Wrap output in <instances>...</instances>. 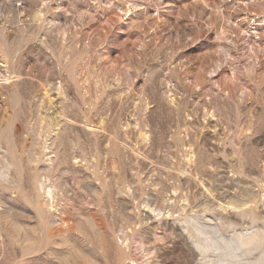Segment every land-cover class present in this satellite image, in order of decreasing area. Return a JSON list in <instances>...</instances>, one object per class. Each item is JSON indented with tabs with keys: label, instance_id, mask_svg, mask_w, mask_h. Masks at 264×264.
Masks as SVG:
<instances>
[{
	"label": "rangeland",
	"instance_id": "rangeland-1",
	"mask_svg": "<svg viewBox=\"0 0 264 264\" xmlns=\"http://www.w3.org/2000/svg\"><path fill=\"white\" fill-rule=\"evenodd\" d=\"M0 170V264H211L191 216L263 210L264 0H0Z\"/></svg>",
	"mask_w": 264,
	"mask_h": 264
},
{
	"label": "bare ground",
	"instance_id": "bare-ground-1",
	"mask_svg": "<svg viewBox=\"0 0 264 264\" xmlns=\"http://www.w3.org/2000/svg\"><path fill=\"white\" fill-rule=\"evenodd\" d=\"M126 12H128V10H126ZM57 90H58V88H57ZM24 95H25V93H24ZM191 124H193V123H191ZM5 174H6L5 172L0 170V177H2V178L5 177ZM201 184H202V182H201ZM201 184H199V185H201ZM46 191H47V193H50L49 190H46ZM259 200H260V198H259ZM253 202H254L253 203L254 207H249V205L247 204L246 201H244V200L241 201V204L246 206L245 208L240 210L241 214H243L244 216L245 215H251L250 216L251 226L249 228H246L244 231L237 232L236 234H234V232H233V235H228L227 233L225 234L224 232H222L219 229L218 225L212 222L215 220V218H214L215 216L213 217L212 215H210V217H208V218L205 217V219L202 221L198 220L195 217H192L193 216L192 215L191 218H193V220H195L196 223H194L192 225H189V223L184 224V228L187 229L186 231L189 235V238L191 239L192 243L195 245V247L198 249V251L201 254L208 252V251L217 252V254L215 255V260L213 259L214 261L213 262L211 261L212 262L211 264H264V205H263L264 203L262 204L263 210H261L260 212L257 213L256 208L258 207L257 206L258 203L256 204V201H253ZM221 205H222V203L220 204V206ZM228 205H230V204L228 203ZM236 209H237V207H236ZM37 210H38V208H37ZM44 215H46V216H44ZM52 215L53 214L51 211V207H49L47 210H44V209L40 210V216H41L42 221H46L47 223H46V225H44V227H46V231H45L46 234L43 233V229H41L42 235L39 236V244H38L39 249L38 250L43 248L44 237L50 236L49 229H47V228H49L55 222L54 219H49ZM59 222H61V221L59 220ZM171 225H169V226L171 227ZM189 226L192 227L191 230L188 229ZM184 244L185 243H183V245ZM255 250H258L259 253L255 256H253L252 253ZM192 252H193V250H192ZM251 254H252V256H251ZM212 257H214V256H212ZM130 264H132V263H130Z\"/></svg>",
	"mask_w": 264,
	"mask_h": 264
}]
</instances>
